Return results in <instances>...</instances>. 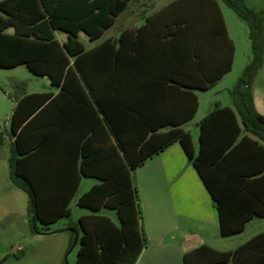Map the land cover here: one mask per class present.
I'll use <instances>...</instances> for the list:
<instances>
[{
    "label": "trees",
    "instance_id": "trees-1",
    "mask_svg": "<svg viewBox=\"0 0 264 264\" xmlns=\"http://www.w3.org/2000/svg\"><path fill=\"white\" fill-rule=\"evenodd\" d=\"M130 1L0 2V67L25 65L61 87L56 98L31 94L19 99L11 118L16 141L10 178L29 196L33 234H52V225L71 216L80 179L51 196L38 188L28 173V162L43 144L25 146L27 130L37 111L49 110L65 96L82 106L78 112L83 115L74 120L75 127L83 130L80 169L83 176L101 183L78 201L93 214L81 217L74 227L70 247L76 235L80 243L75 264L137 263L147 240L134 172L177 142L211 195L223 237L239 234L253 218L264 217V123L258 122L264 117L256 110L253 92L264 65V13L250 9L245 0H222L247 24L252 59L230 91L233 108L217 104L200 122L196 154L192 135L182 128L198 112L195 91H208L220 81L232 70L235 57L218 0L175 1L141 28L126 29L119 38L88 50L81 33L91 42L99 41ZM57 32L66 33L68 41L62 44ZM76 86L87 89L88 101ZM92 112L98 121L91 119ZM50 126L46 124V129ZM44 132L48 144L54 134ZM106 210L115 212L118 223L102 214ZM192 258L197 264H264V232L233 251L203 246L186 254L185 264H192Z\"/></svg>",
    "mask_w": 264,
    "mask_h": 264
},
{
    "label": "crops",
    "instance_id": "crops-1",
    "mask_svg": "<svg viewBox=\"0 0 264 264\" xmlns=\"http://www.w3.org/2000/svg\"><path fill=\"white\" fill-rule=\"evenodd\" d=\"M2 1L4 0H0V2ZM175 1L178 0H171L165 5L157 7L151 5V0H131L129 5L131 3L134 4L133 11L131 12V23L133 24L128 29L141 28L146 24L149 17L160 12ZM218 3L225 19L219 0ZM146 10H150L151 13H145ZM225 23L229 36L232 39L226 19ZM8 32L14 33V29L11 28ZM56 35L62 44L68 41L66 33L57 32ZM119 36L109 37L105 40L117 39ZM102 38L97 42L89 41L98 45L105 41ZM232 41L234 42L233 39ZM234 45L235 63L237 51L235 42ZM95 46L90 49H93ZM19 67H26L28 69L25 65L16 68ZM231 71L225 74L212 87L221 83ZM30 73L37 76L31 71ZM41 78L47 80V90L18 93L16 99H13V109L17 101L27 95L49 94L52 95V98L60 95L61 87L54 86L48 76ZM75 90L83 98L85 97V100L89 98L88 91L84 86L81 89L76 86ZM208 91H195L199 100L198 112L201 105L199 93ZM253 92L256 110L264 117V65L254 81ZM9 96L10 94L0 86V127L5 120L4 129L0 132L3 141L0 144V264H18L23 255H30L32 250L27 247H21V244H27V241L31 239L30 237L36 235L31 230L29 196L22 189L14 185L10 178L9 160L16 136L12 132L11 118L13 109L12 111L10 110L7 99ZM217 104L222 107L228 106L233 108V104L232 106L222 105L221 103ZM215 106L207 115L214 110ZM79 107L82 106H78L74 98L65 96L64 99L58 100L56 104H52V108L49 110H43L44 107L41 108L33 117L32 125L27 130L28 136L24 139V145L27 147L32 144L35 146H38L40 143L43 144L42 148L35 151L31 161L28 162V173L32 180L36 182L38 188L44 190L48 196L53 195L57 190L72 188L74 182L78 178L80 179L78 191L72 200V202L76 200L77 207H79V199L94 186L101 183L99 179L86 177L81 173L80 138L82 135L81 131L83 130L81 127L80 130L77 129L74 121L79 115L80 117L83 115L81 112H78L80 111ZM160 108H164L163 102ZM3 109L6 112H3ZM91 117L94 122L98 121L97 116L93 112ZM194 119L185 123L182 128L192 135L197 154L200 146V129L194 134L190 129L186 128ZM80 121H83V119ZM200 122L198 123V128ZM46 124H51V126L46 129ZM46 130H50V133L54 134L48 144L44 142V135L46 134L44 131ZM168 130L165 129L163 132ZM101 134L103 139H105L106 132L104 127L101 128ZM134 176L135 185L139 193L142 223L147 240V244L136 264H185V255L203 246H209L221 252L233 251L254 236L264 232V224H256V221H261L264 217H255L247 223L243 232L230 237H223L221 235L219 213L211 195L198 171L188 158L183 146L178 142L173 143L165 150L148 159L143 166L134 172ZM79 208L81 212L78 215V221L83 216L93 214L89 209ZM72 216L73 209L71 208V216L60 221L70 219ZM76 226V223H72V226L65 229H55L49 235H61L62 250L70 241L72 233L75 232L74 227ZM17 245H19L18 249L15 247ZM19 248H22V250H19ZM12 255L15 260H10ZM191 263L197 264L198 260L192 258Z\"/></svg>",
    "mask_w": 264,
    "mask_h": 264
},
{
    "label": "rangeland",
    "instance_id": "rangeland-1",
    "mask_svg": "<svg viewBox=\"0 0 264 264\" xmlns=\"http://www.w3.org/2000/svg\"><path fill=\"white\" fill-rule=\"evenodd\" d=\"M168 1L171 0H151V5L161 7L168 3ZM219 1L229 27L230 35L236 44V58L231 73L221 83L212 87L208 92L199 93L201 103L200 110L196 118L186 127L194 134L199 130L198 123L202 121L217 103L232 106L233 100L230 91L237 85L242 72L252 59V45L249 39V29L247 24L240 20L225 2L222 0ZM245 2L250 9L264 13V0H245ZM133 6L134 4L131 3L127 10L117 18L115 25L105 32L102 40L109 37H118L124 29H128L130 25L133 24L131 23ZM145 13L149 14L151 11L146 10ZM80 39L87 49L96 45V43H91L89 37L84 33L81 35ZM47 85L46 79L32 75L26 67L15 69H5L0 67V86L10 94L7 99L11 111L13 109V99H16L18 93L23 91H46ZM3 112H6V110L3 109ZM4 126L5 120L2 122L0 132L4 129ZM71 208L73 209V216L70 219H65L64 221L52 225V231H55V229H65L66 227L72 226V223L78 225V215L81 212V209L77 207L76 200L72 202ZM102 214L110 216L113 221L118 223V218L115 212L106 210ZM256 222V224H264V219ZM80 234H82V231H80ZM60 236L61 235L31 236V239L27 241V244H21V247L30 248L32 253L28 256L23 255L18 264H75L80 247L79 241L73 247H70V239L66 246L61 250ZM15 247L18 249L19 245ZM10 258V260H15L13 255Z\"/></svg>",
    "mask_w": 264,
    "mask_h": 264
},
{
    "label": "water",
    "instance_id": "water-1",
    "mask_svg": "<svg viewBox=\"0 0 264 264\" xmlns=\"http://www.w3.org/2000/svg\"><path fill=\"white\" fill-rule=\"evenodd\" d=\"M258 122H259L260 124H263V123H264L263 118H259V119H258ZM78 239H79V236L76 235L75 244L78 242Z\"/></svg>",
    "mask_w": 264,
    "mask_h": 264
},
{
    "label": "built area",
    "instance_id": "built-area-1",
    "mask_svg": "<svg viewBox=\"0 0 264 264\" xmlns=\"http://www.w3.org/2000/svg\"><path fill=\"white\" fill-rule=\"evenodd\" d=\"M19 250H22V248H19Z\"/></svg>",
    "mask_w": 264,
    "mask_h": 264
}]
</instances>
